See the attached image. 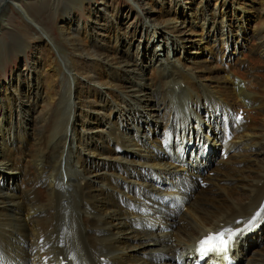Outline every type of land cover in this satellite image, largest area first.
<instances>
[{"label": "bare ground", "instance_id": "6f19581e", "mask_svg": "<svg viewBox=\"0 0 264 264\" xmlns=\"http://www.w3.org/2000/svg\"><path fill=\"white\" fill-rule=\"evenodd\" d=\"M57 1L48 5L54 10ZM79 1L89 2L65 0L60 21L67 4ZM212 1L225 25L220 35L226 37L213 69L185 58L191 67L185 72L187 66L177 59L157 64L150 69L153 78L141 83L144 69L129 52L137 34L122 33L131 23L127 16L114 22L111 4L101 9L103 23L97 29L59 21L60 27H54L58 41L26 4L0 0V20L3 12H17L21 26L12 29L22 44L19 54L35 40L48 60V70H38L48 74V85L58 82L59 88L42 93L38 72L26 81L0 85V171L11 174L0 177V264L185 262L186 247L206 233L220 224L244 227L264 210V12L252 30L259 44L242 50L239 59L231 28L236 21L239 36L245 9L236 0ZM203 8L199 4L198 17L180 24L200 40L208 21ZM169 23L162 30L171 35L170 46L183 48L189 39L180 37L175 14H159L151 22L152 35ZM30 29L36 31L33 36ZM61 44H70L73 54H60ZM66 96L79 104L69 105ZM39 100L46 110L32 126ZM238 110L243 119L236 120ZM88 121L97 124L89 127ZM105 125L109 130L101 135ZM93 131L99 133L85 135ZM221 148L228 151L226 159ZM198 176L207 181L204 187L198 186ZM7 179L16 187L5 186ZM263 221L264 214L256 222ZM261 225L236 237L235 253L229 256L236 264H264Z\"/></svg>", "mask_w": 264, "mask_h": 264}, {"label": "rangeland", "instance_id": "374dc122", "mask_svg": "<svg viewBox=\"0 0 264 264\" xmlns=\"http://www.w3.org/2000/svg\"><path fill=\"white\" fill-rule=\"evenodd\" d=\"M16 2L22 3V5L25 6L27 11L32 15V17H35L37 23L42 24L45 29L51 34H53L56 39L59 41L60 34L58 30L54 31V27H60V9L65 6V0H58L56 2V5L54 7V10L48 5L50 4V0H13ZM52 1V0H51ZM239 2V5H241L245 11L243 16V27L239 31V36L236 35V21L232 24V35L231 39H233L234 43H237V40L239 41L237 44L239 45L238 50L240 53H236V57L241 59L243 57L242 50H249L250 48H253V46L259 44V40L252 36V30L254 28V25L258 22V15L261 14V12H264V5L260 3V0H236ZM209 2H211L209 4ZM72 4H67L68 9L64 11V18L60 22L61 24L65 22L67 23H73L75 26L79 25L80 27L85 25L86 23L90 24L94 28H98V26L101 25L102 22V16L103 12L101 9H103L106 5L111 4L113 10L116 12V16L114 19L115 21L123 20L124 17L127 16L128 23H131V25L128 27V29H123L122 33H133L136 32L137 37L135 40L132 41L131 47L129 52L132 53L134 57V61L137 65L142 67L144 69L143 75H145V78L140 81L141 83L146 82L148 79L153 78V75L150 73V69L153 67H156L157 64H169L170 62H175V60H179L181 63L180 65H186L187 67H182L185 72L191 71V67L188 66L184 59H191L194 58V64L196 62H202L200 63V67H203V63L206 65V67H210V69H213V66L216 63L215 57L217 56L216 53L218 49L220 48L219 43L224 40L226 37L221 36V31L223 29V25H220L219 16H218V8L217 10L214 7V1L212 0H89L83 1L82 3L77 4V2H71ZM14 4V3H13ZM201 4L204 6L203 11H207V19L208 21L204 24L205 29L203 31V37L204 40H200L201 35H190L189 28H184L185 25H180L182 22H191L194 21L195 17H198V13H196V9L198 8V5ZM235 7L238 5L237 3H234ZM83 5V6H82ZM57 6V7H56ZM162 6V7H161ZM159 9H162V12H170V14H175L178 24L176 28L178 30L182 31L183 33L180 35V37L187 38L186 42L183 43V48H173V46H170L169 37L170 34H166L163 32V27H170L173 24L169 23L167 25H164L162 27H159L157 32L154 34V36L151 33V22L159 16V14H162V12H159ZM164 9V10H163ZM90 11V13L88 12ZM173 12V13H172ZM4 18L0 20V37H2V41L0 43V85L2 84H8L10 83H16L18 80L26 81L28 80V77L38 72L39 80L41 81V92L46 89L49 90V93L51 89H53L55 92L58 88V82L55 86L48 85V74L45 73V75L41 74L38 69L44 68L43 70H48L47 68V62L48 60L45 59L46 52L41 51L42 48H39V44L36 43L35 40H32L31 47L29 50L26 51V53L19 54V49L21 48L20 45L21 42L17 36V33L14 31L15 28H18V26H21V24L18 23L17 17L14 16L16 14V10L14 11H7L3 12ZM213 14H216V21L213 19ZM89 15V19L87 20V16ZM228 18H232L233 15L231 14V11L227 14ZM150 17L149 21L147 19ZM94 20H97V24L94 22ZM215 21V22H214ZM9 23L10 25H8ZM196 23V30L197 32L200 31V25L202 24V20L199 19ZM12 24V26H11ZM18 25V26H17ZM27 27V25H25ZM126 27V24L124 25ZM123 26V27H124ZM180 26V27H179ZM14 28V29H12ZM28 28V27H27ZM30 28V27H29ZM30 33H28L30 36H33L36 31L34 29H30ZM21 33V32H19ZM94 33V32H93ZM96 33V32H95ZM37 35V34H36ZM35 35V36H36ZM140 35L144 37V40L141 39ZM99 37L100 35H96ZM4 42V44H3ZM36 43V44H35ZM234 43H231L234 46ZM17 44V46H16ZM41 46H44L43 43H40ZM33 45V46H32ZM36 45V46H34ZM38 45V46H37ZM61 48L59 50L60 54H73L71 52H74L70 46V44H61ZM232 48V47H231ZM126 48L121 49V53ZM65 50V51H64ZM231 55L235 56L233 54V49L229 51ZM213 55V58H210V55ZM54 56H57L56 53H53ZM167 59V60H166ZM37 61V62H36ZM190 64V63H189ZM231 65V64H229ZM233 65V64H232ZM228 66V65H227ZM223 69L226 71V67L222 65ZM34 68H36L34 70ZM3 69L5 71H3ZM2 70V71H1ZM192 71H195L194 73L198 75V70L196 69V66L194 65V68H192ZM156 76L158 74L155 73ZM137 83V82H136ZM183 87V83L181 84ZM4 94L3 90H0V98ZM51 95V93L49 94ZM44 97V96H43ZM68 99L69 105H77L79 104L80 100H75L73 96H66ZM154 100L158 99L157 94L153 95ZM46 103H48L47 97L44 98ZM33 102V101H32ZM42 100L38 101V108L36 110V118L32 122V126H35L36 122L39 121V119L44 117V111L46 110L45 105H41ZM39 112V113H38ZM42 112V113H41ZM85 113L90 114L89 109L84 110ZM18 109L14 108V114H15V122L17 120V114ZM102 116V114H100ZM78 121L80 119L78 118ZM87 124L89 127L95 126L97 123L96 121H88ZM103 130L104 128L106 130H109V127L105 125L100 127ZM99 132L93 131V133H88L85 135H97ZM78 136H82V134L79 132ZM84 136V135H83ZM259 152H261V148L257 149ZM4 173V174H3ZM11 176V174L5 173L4 171H0V177L1 176ZM18 175V174H17ZM19 182V179H18ZM8 185L16 187L15 183L12 181H9L7 179L5 181V186L8 187ZM260 185H263L260 183ZM183 209V208H182ZM184 210V209H183Z\"/></svg>", "mask_w": 264, "mask_h": 264}, {"label": "snow or ice", "instance_id": "6c2138e0", "mask_svg": "<svg viewBox=\"0 0 264 264\" xmlns=\"http://www.w3.org/2000/svg\"><path fill=\"white\" fill-rule=\"evenodd\" d=\"M264 214V210L256 212L248 221L244 222V228L250 229L256 221ZM237 224L242 223L237 221ZM241 229L223 228L215 232H208L202 239L197 242V253L207 255L211 252H226L234 237Z\"/></svg>", "mask_w": 264, "mask_h": 264}]
</instances>
